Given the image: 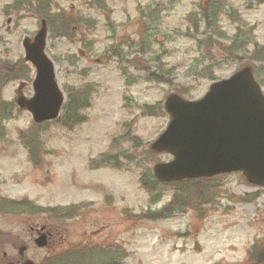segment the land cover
<instances>
[{
	"label": "rangeland",
	"instance_id": "1",
	"mask_svg": "<svg viewBox=\"0 0 264 264\" xmlns=\"http://www.w3.org/2000/svg\"><path fill=\"white\" fill-rule=\"evenodd\" d=\"M94 1L49 0L39 17L0 0V264H46L77 245L117 252L118 264H262L251 257L264 251V189L239 173L197 195L149 188L154 165L172 160L150 150L169 122V95L200 99L243 67L264 95V0H217L210 25L202 11L212 0ZM43 19L64 106L85 100L76 123L61 113L33 128L15 101L33 96L22 42ZM234 43L248 45L237 53ZM21 137L38 144V167ZM70 207L71 219L52 213ZM36 231L51 235L43 248Z\"/></svg>",
	"mask_w": 264,
	"mask_h": 264
},
{
	"label": "water",
	"instance_id": "2",
	"mask_svg": "<svg viewBox=\"0 0 264 264\" xmlns=\"http://www.w3.org/2000/svg\"><path fill=\"white\" fill-rule=\"evenodd\" d=\"M46 38V22L42 20L34 38L22 42L24 62L35 72L33 96L29 100L18 97L16 104L29 112L35 124L56 120L64 104L54 64L45 52ZM164 111L169 122L150 149L168 154L172 160L154 165L152 172L158 182L241 173L249 184L264 189V96L249 67L213 83L201 99L186 101L169 95ZM34 243L45 247V236ZM23 250H19L20 256Z\"/></svg>",
	"mask_w": 264,
	"mask_h": 264
},
{
	"label": "trees",
	"instance_id": "3",
	"mask_svg": "<svg viewBox=\"0 0 264 264\" xmlns=\"http://www.w3.org/2000/svg\"><path fill=\"white\" fill-rule=\"evenodd\" d=\"M92 1L97 2L94 0H92ZM48 3H49V0H14L13 5L19 6V7L21 6V8L29 9L33 13L38 15L39 17H44V16H48V13L50 11V6ZM98 8L100 10L104 9L103 6H101V5H99ZM221 8H222V5H220V3H218L217 0L209 1L207 8L204 7V10L202 11L203 18L206 21V25H210L209 20L210 21L213 20L209 16H211L213 14L217 15V13L220 11ZM45 18L48 19L49 17H45ZM61 20L63 22L65 29H67L68 27L69 28L73 27V24L71 23L72 21H71L70 17H68V18L62 17ZM75 25H77V23ZM247 45H248L247 43H241V44L234 43V45L231 47V51L238 53L242 50V48H245ZM21 63L19 62V63H17V65H15L14 68L8 69L9 72L6 74V76L8 74L14 73V71L18 72L19 69H21L20 66H23V64H21ZM82 98L83 97H81V96L79 98L69 97V102L65 106H63V108H62V114H64V117H63L64 119H65V116H71V123H76V119L78 118L77 112L84 107L83 103H82ZM69 119H70V117L66 118L65 121H68ZM65 125H67V124H65ZM35 126L40 127L41 125L33 124V128H35ZM21 139H23V143H24V141L25 142L27 141V147L26 148L29 151L30 161H31L32 165L34 167H38V164H39V160L37 161L38 144L34 142L33 138L25 140L24 137H21ZM220 177H222V176H217V177H214L211 179H198V180H192V181L172 183V185L176 184V185L185 186L186 188H182L185 191H188V189L192 186L195 194L197 195V194L203 192V190L206 188V186L208 184L213 183L215 179H218ZM143 183H144V186H146L145 181H143ZM151 184H152V186L149 189H153V185L158 186L161 183H159L154 178L152 180ZM201 184L205 185L204 189L200 188ZM162 185L169 186L170 184H162ZM172 185H170V186H172ZM149 189H147V187H146V190L150 192ZM0 205H3V204H1V202H0ZM77 210L78 209L76 207H70L66 210H64V209L54 210L52 213H54V212L64 213L66 215H64L62 219H65V218L71 219V218H73V216H75L77 214ZM168 210H170L169 206L167 208H165L163 210V212H168ZM5 212H7V211L6 210H0V213H5ZM47 212H51V211H47ZM115 253H117V252L104 251L100 247H96L93 245L79 246V247L77 245L76 247L69 248V250L66 251L65 253L59 252L53 258H51L50 260H47L46 264H118V263H116V259H119L120 256L119 257H117V255L114 256L113 254H115ZM255 253L252 255V257L251 256L250 257L253 259H256L257 262L260 261V262H262V264H264V251L260 250L256 254Z\"/></svg>",
	"mask_w": 264,
	"mask_h": 264
},
{
	"label": "flooded vegetation",
	"instance_id": "4",
	"mask_svg": "<svg viewBox=\"0 0 264 264\" xmlns=\"http://www.w3.org/2000/svg\"><path fill=\"white\" fill-rule=\"evenodd\" d=\"M35 234H36V236H37V235L39 234V231H36ZM45 234H46V236H47V239H49V238L51 237V235L47 234L46 232H45Z\"/></svg>",
	"mask_w": 264,
	"mask_h": 264
}]
</instances>
